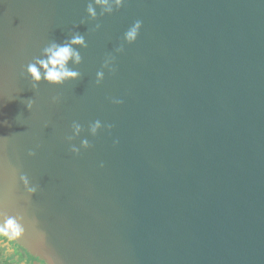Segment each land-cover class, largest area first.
<instances>
[{
    "label": "water",
    "instance_id": "95a60500",
    "mask_svg": "<svg viewBox=\"0 0 264 264\" xmlns=\"http://www.w3.org/2000/svg\"><path fill=\"white\" fill-rule=\"evenodd\" d=\"M77 34L81 79L33 90L22 69ZM8 219L49 264H264V0H0Z\"/></svg>",
    "mask_w": 264,
    "mask_h": 264
},
{
    "label": "clouds",
    "instance_id": "9594fccd",
    "mask_svg": "<svg viewBox=\"0 0 264 264\" xmlns=\"http://www.w3.org/2000/svg\"><path fill=\"white\" fill-rule=\"evenodd\" d=\"M96 4L108 5L109 0H95ZM125 0H115V4L117 7L121 6ZM89 15L92 18L96 17V12L92 5L88 6L87 9ZM107 11L111 12V7L107 8ZM99 27V26H98ZM142 27V21L137 20L133 23V25L128 28V30L124 33V39L128 43H134L138 38L140 29ZM87 47V44L84 40V37L77 34L74 35L69 41L63 44L52 43L50 46L43 49L42 57L43 58H34L32 62L28 63L26 68L22 69L21 75L26 73L27 78L29 79V83L33 90L38 89V85L41 81L47 82L52 86H62L67 81H75L81 79V72L74 70L70 67L71 64L79 65L81 63V55L79 51L74 46ZM122 50V49H118ZM113 74L116 72V68L111 69ZM104 79V73L102 71H98L96 73V85H99ZM60 97L53 96L51 98V102L53 104L59 102ZM112 102V100H111ZM118 103L122 104L123 100L118 101ZM35 101L33 99H28L26 106L29 111L32 110ZM109 129L113 128L112 124L106 125ZM47 127V124H45ZM72 128L75 129V134H79L82 129V125L79 122L73 121ZM91 133L93 136L97 134V130L101 127L100 120H96L89 125ZM73 137L67 136L65 139L70 141ZM119 141L115 140L114 144H118ZM81 147L87 149L91 147L89 141L84 139L81 141ZM71 153L74 155L80 154V148L75 145H71L70 147ZM29 156H35V151L30 150L28 152ZM103 167V164L100 165ZM21 180L25 187L27 188L29 194H34L36 192L35 187L29 186V180L26 176H22ZM23 228L19 223L12 219H8L4 225L0 226V238H6L9 241H16L19 237H21L23 233ZM0 264H4L3 259H0ZM34 264H49L46 258L41 255L36 257Z\"/></svg>",
    "mask_w": 264,
    "mask_h": 264
},
{
    "label": "crops",
    "instance_id": "0c3cea01",
    "mask_svg": "<svg viewBox=\"0 0 264 264\" xmlns=\"http://www.w3.org/2000/svg\"><path fill=\"white\" fill-rule=\"evenodd\" d=\"M19 250L8 239L0 238V259L4 264H34L32 257L24 256Z\"/></svg>",
    "mask_w": 264,
    "mask_h": 264
},
{
    "label": "flooded vegetation",
    "instance_id": "af4514ba",
    "mask_svg": "<svg viewBox=\"0 0 264 264\" xmlns=\"http://www.w3.org/2000/svg\"><path fill=\"white\" fill-rule=\"evenodd\" d=\"M32 259L36 260L35 258H32Z\"/></svg>",
    "mask_w": 264,
    "mask_h": 264
}]
</instances>
